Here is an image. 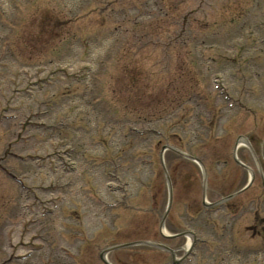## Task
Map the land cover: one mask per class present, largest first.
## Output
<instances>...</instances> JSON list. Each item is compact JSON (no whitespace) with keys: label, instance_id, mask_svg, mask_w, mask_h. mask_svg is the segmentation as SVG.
<instances>
[{"label":"rangeland","instance_id":"rangeland-1","mask_svg":"<svg viewBox=\"0 0 264 264\" xmlns=\"http://www.w3.org/2000/svg\"><path fill=\"white\" fill-rule=\"evenodd\" d=\"M62 1L13 0L17 14L0 9V118L10 116L0 123V157L7 149L57 168L56 174L29 158L3 156L28 181L56 178L67 195L61 205L76 207L82 227L85 217L98 224L97 215L105 214L102 228L84 230L99 234L98 246L76 253L75 264H104L98 248L153 233L154 226L145 227L161 217L150 215L153 198L162 215L170 192L162 157L174 193V231L184 223L191 230L210 224L196 229L207 243L195 246L191 261L264 264V221H254V213L264 216V0H164L157 8L154 0H83L73 12ZM160 4L168 13L159 12ZM123 9L127 14L116 23L112 11ZM115 26L123 32L116 35ZM134 26L150 31L149 40L133 38ZM185 30L191 37L186 44L178 40ZM105 37L110 44L103 50ZM88 75L98 87L85 80ZM216 77L232 99L217 91ZM240 140L237 157L255 170L252 184L210 217L202 203V168L173 149L162 154V148L179 147L203 159L206 198L214 202L251 178L233 155ZM19 190L0 172V262L10 255L9 233L20 254ZM90 194L125 202L102 213ZM188 240L179 242L186 247ZM155 256L129 247L108 258L115 264L170 259Z\"/></svg>","mask_w":264,"mask_h":264},{"label":"flooded vegetation","instance_id":"flooded-vegetation-1","mask_svg":"<svg viewBox=\"0 0 264 264\" xmlns=\"http://www.w3.org/2000/svg\"><path fill=\"white\" fill-rule=\"evenodd\" d=\"M39 227L41 229V232L37 234V238H35L37 243V248L35 249H37L41 264H45V258L46 263L58 264L59 261L56 258L59 257V253L64 256L65 254L69 253L70 249L74 248L75 246V240H73L74 242L71 241L70 236L68 238L59 237V235L54 233V230L49 228L44 222H42ZM70 234L71 232L68 233V235ZM174 246L176 247V250H181L182 242H177L174 244ZM33 250L29 252V255L26 257V260L30 258Z\"/></svg>","mask_w":264,"mask_h":264}]
</instances>
